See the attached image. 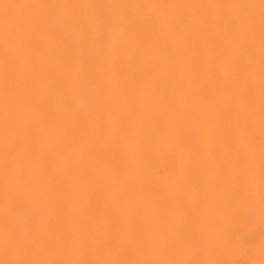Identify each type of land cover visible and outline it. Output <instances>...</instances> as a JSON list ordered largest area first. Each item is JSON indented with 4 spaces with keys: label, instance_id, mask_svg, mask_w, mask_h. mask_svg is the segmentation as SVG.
Segmentation results:
<instances>
[{
    "label": "bare ground",
    "instance_id": "6f19581e",
    "mask_svg": "<svg viewBox=\"0 0 264 264\" xmlns=\"http://www.w3.org/2000/svg\"><path fill=\"white\" fill-rule=\"evenodd\" d=\"M261 2L0 0V264H264Z\"/></svg>",
    "mask_w": 264,
    "mask_h": 264
},
{
    "label": "snow or ice",
    "instance_id": "6c2138e0",
    "mask_svg": "<svg viewBox=\"0 0 264 264\" xmlns=\"http://www.w3.org/2000/svg\"><path fill=\"white\" fill-rule=\"evenodd\" d=\"M2 6L6 10V13H7V10L10 9V8L19 7L18 5L8 4V3H3ZM261 7H262V9H264V0H262V2H261ZM6 18H7V15H6ZM261 27H262V35H264V16H262V25H261ZM262 187H264V185H262Z\"/></svg>",
    "mask_w": 264,
    "mask_h": 264
}]
</instances>
